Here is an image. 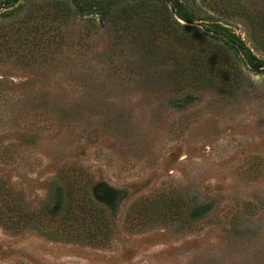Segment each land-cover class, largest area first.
Masks as SVG:
<instances>
[{
	"label": "rangeland",
	"instance_id": "1",
	"mask_svg": "<svg viewBox=\"0 0 264 264\" xmlns=\"http://www.w3.org/2000/svg\"><path fill=\"white\" fill-rule=\"evenodd\" d=\"M187 1L208 16L196 26L225 24L264 61V0H235L261 21L258 33L241 9ZM42 2L0 10V185L25 208L49 201L60 212L57 178L74 166L112 230L102 245L0 223V264H264V63L251 67L229 48L243 74L204 89L161 75L176 66L171 57L153 76L115 73L76 46H48L56 29ZM85 30L91 54L104 52L111 27L78 12L64 25L69 41ZM147 196L146 211L133 212Z\"/></svg>",
	"mask_w": 264,
	"mask_h": 264
},
{
	"label": "trees",
	"instance_id": "2",
	"mask_svg": "<svg viewBox=\"0 0 264 264\" xmlns=\"http://www.w3.org/2000/svg\"><path fill=\"white\" fill-rule=\"evenodd\" d=\"M19 1L21 0H0V10ZM208 1L227 15L241 9L255 32L260 31L261 21L254 20L247 7L237 6V1ZM188 5L187 0H43L39 8L45 11L40 16L45 18V25H50V28L54 24L56 29L55 34L45 38L48 46H54V51L76 46L79 57H85L90 62L102 64L106 69L111 66L115 73L126 67L129 72H139L143 76H153L155 73L151 72L158 71L160 65L171 57L176 66L164 64L160 73L167 80L172 78L180 90L217 86L243 74L242 68L233 62L229 48L242 55L251 67L263 65L261 63L264 61L225 24L212 20L208 29L196 26L197 20L209 21L208 16L196 13ZM75 12L99 18L102 24L111 27L112 39L104 52L92 55L91 50H88L91 49L90 39L86 36L91 30L78 33L75 40H67L64 25ZM48 57L47 53V60ZM57 179L65 186V205L60 212L57 206L51 207L49 201L39 211L25 208L17 194L0 185L2 226L16 233L31 227L45 236L53 234L57 239L69 236L74 241L89 239L97 244L107 243L112 222L106 218L104 209L93 198L84 173L68 165ZM108 192L111 193L112 190L109 188ZM48 195V200L53 199V192ZM151 200L148 196L140 199L135 202L132 211H146V203ZM144 221L133 225H144Z\"/></svg>",
	"mask_w": 264,
	"mask_h": 264
}]
</instances>
